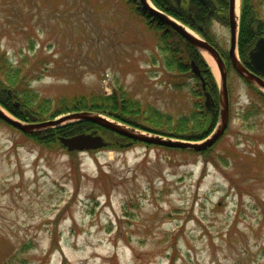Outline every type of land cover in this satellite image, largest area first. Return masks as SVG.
<instances>
[{
    "label": "rangeland",
    "instance_id": "1",
    "mask_svg": "<svg viewBox=\"0 0 264 264\" xmlns=\"http://www.w3.org/2000/svg\"><path fill=\"white\" fill-rule=\"evenodd\" d=\"M138 10V0H0V48L13 62L21 51L25 69L49 56L31 81L46 98L119 84L141 107L190 117L196 81L167 68ZM227 24L206 25L225 53ZM227 87L228 125L203 154L111 135L68 152L0 122V264H264V98L233 70Z\"/></svg>",
    "mask_w": 264,
    "mask_h": 264
},
{
    "label": "trees",
    "instance_id": "2",
    "mask_svg": "<svg viewBox=\"0 0 264 264\" xmlns=\"http://www.w3.org/2000/svg\"><path fill=\"white\" fill-rule=\"evenodd\" d=\"M150 1L156 8L194 29L208 41L211 40L207 34L198 30L196 26H206L212 17H217L227 22L228 0H213L217 6L216 11H211L200 0H181L180 5H177L173 0ZM123 2L129 6L135 5V0H123ZM263 2L264 0H241L237 49L240 60L246 66L250 65L248 62L249 50L253 47L255 41L264 35V19L261 14V4ZM138 14L147 28L154 31V35L159 41L160 49L165 54L164 61L167 68L170 70L176 69L178 74L195 79V87L197 86V88L193 89L192 96L194 100L190 117H181L173 120L170 115L161 113L148 104L141 107L140 102L119 84L115 87L114 92L108 96L91 92L68 97L46 98L41 96L35 88H32L31 81L44 75L48 69L49 56L38 61V67L35 66L36 60H34L31 64L32 67L25 69L24 63L27 58L21 51H18L20 54L19 61L13 62L5 49L1 48L0 106L14 116L24 120H27L24 113L25 109L37 116L39 120L51 119L63 113L88 110L103 114L127 125L165 136L193 141L205 138L211 132L218 119V86L210 66L203 55L171 26L144 11L138 10ZM29 43V47L33 50L35 48L34 41L31 40ZM191 61L198 66L205 82L206 90L213 98V105L206 106L204 104L202 82L200 78L191 72ZM186 82V80L173 79L167 81L175 88L187 85ZM247 86L250 91L264 98V92L260 89L252 85ZM0 122L4 123L2 120ZM9 127L15 129L14 127ZM92 130H97L108 141L113 138L115 141L128 140V138L116 132L89 121H75L61 127L27 134L18 131L22 133L25 139H32L46 148L48 146H57L58 142L61 144L59 141L60 136H71L80 132H91ZM134 143L135 145L144 146L153 145L138 141ZM110 144L112 145L113 142H110ZM120 144L117 145L120 146ZM160 147L168 150H179V148ZM203 153L202 151L201 154Z\"/></svg>",
    "mask_w": 264,
    "mask_h": 264
},
{
    "label": "water",
    "instance_id": "3",
    "mask_svg": "<svg viewBox=\"0 0 264 264\" xmlns=\"http://www.w3.org/2000/svg\"><path fill=\"white\" fill-rule=\"evenodd\" d=\"M180 5L181 0H173ZM211 11H216L217 6L213 0H200ZM142 11L151 16L157 17L163 23L171 26L183 38L189 41L202 55L205 52L217 67L219 73L218 86V119L213 130L208 136L200 141L186 140L165 136L158 133L149 132L127 125L123 122L109 118L103 114L94 111H73L58 115L52 119L39 121L38 117L24 110L29 119L22 122L8 115L0 107V119L8 125L20 130L23 133H33L50 128L61 127L75 121H89L110 131L116 132L128 139L125 146L132 145L133 141H140L147 144L159 145L169 148L189 149L194 151H204L211 147L225 132L229 122V96L227 87V66L219 51L203 37L190 31L185 25L175 18L156 8L149 0H138ZM240 9V6H239ZM228 26H229V47L227 51L228 59L235 72L248 84L254 85L264 90V35L260 36L248 52V62L253 69H248L239 59L237 54V38L239 27V15L236 14V0H228L227 6ZM264 30V27H263ZM191 72L200 78L204 92V104L213 105V98L206 90L205 82L201 76L198 66L191 61ZM59 141L65 146L68 152L75 150H95L110 144L101 134L92 130L91 132H80L71 136H60Z\"/></svg>",
    "mask_w": 264,
    "mask_h": 264
},
{
    "label": "flooded vegetation",
    "instance_id": "4",
    "mask_svg": "<svg viewBox=\"0 0 264 264\" xmlns=\"http://www.w3.org/2000/svg\"><path fill=\"white\" fill-rule=\"evenodd\" d=\"M218 20V19H217ZM197 27V29L198 30H201V31H203V32H205L206 34H209V32H207L208 31V29H206V26H200V25H197L196 26ZM193 31H195L194 29H192ZM195 32H197V31H195ZM198 33V32H197ZM211 42V41H210ZM211 44L219 51V53L222 55V58H223V60L226 62V64H227V69H228V75H229V73H230V70H233V67L229 64V60H228V56H227V52L225 53L221 48H220V46H218L217 45V43H214V42H211ZM239 55V54H238ZM228 64H229V66H228ZM246 66V65H245ZM248 69H250V70H252L253 71V69L251 68V66L250 65H247L246 66ZM234 71V70H233ZM235 72V71H234ZM236 73V72H235ZM237 74V73H236ZM238 75V74H237ZM239 76V75H238ZM264 78V77H263Z\"/></svg>",
    "mask_w": 264,
    "mask_h": 264
},
{
    "label": "bare ground",
    "instance_id": "5",
    "mask_svg": "<svg viewBox=\"0 0 264 264\" xmlns=\"http://www.w3.org/2000/svg\"><path fill=\"white\" fill-rule=\"evenodd\" d=\"M239 6H240V0H236V14L239 15ZM203 56L205 57L206 61L208 64L212 67L213 71L215 74H217V67L214 65L213 61L211 58L204 52Z\"/></svg>",
    "mask_w": 264,
    "mask_h": 264
}]
</instances>
